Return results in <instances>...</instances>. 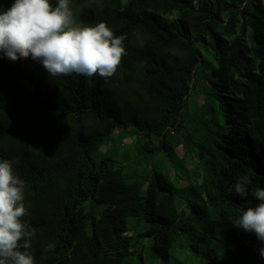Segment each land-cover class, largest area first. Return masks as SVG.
<instances>
[{"label": "trees", "instance_id": "16d2710c", "mask_svg": "<svg viewBox=\"0 0 264 264\" xmlns=\"http://www.w3.org/2000/svg\"><path fill=\"white\" fill-rule=\"evenodd\" d=\"M70 7L122 37L128 90L0 58V158L26 181L35 264H264L231 222L264 188V0Z\"/></svg>", "mask_w": 264, "mask_h": 264}, {"label": "clouds", "instance_id": "9594fccd", "mask_svg": "<svg viewBox=\"0 0 264 264\" xmlns=\"http://www.w3.org/2000/svg\"><path fill=\"white\" fill-rule=\"evenodd\" d=\"M71 0H12L0 8V58L21 57L39 62L49 76L72 73L87 78H110L126 54L122 37L114 35L105 22L83 25L74 19ZM248 178L241 177L234 191L248 195ZM26 181L15 171L13 162L0 158V264H35L30 249L34 232L21 219L26 216ZM252 196L255 207L241 210L232 224L252 233L261 243L259 255L264 259V188ZM48 244L44 251L54 249Z\"/></svg>", "mask_w": 264, "mask_h": 264}, {"label": "rangeland", "instance_id": "374dc122", "mask_svg": "<svg viewBox=\"0 0 264 264\" xmlns=\"http://www.w3.org/2000/svg\"><path fill=\"white\" fill-rule=\"evenodd\" d=\"M198 2L202 1V0H197ZM207 2H209L210 0H206ZM109 81H110V84H111V88L114 92H124V91H127L128 88L127 86H125L124 84H122L120 81H118V78H117V74L114 73L112 77L109 78ZM203 101V97L201 95L197 96L196 99H195V102L197 104H200L202 103ZM179 154L181 153L180 150L177 151Z\"/></svg>", "mask_w": 264, "mask_h": 264}]
</instances>
